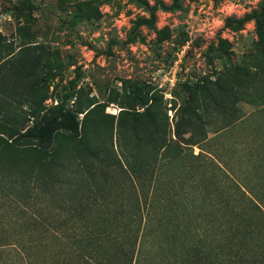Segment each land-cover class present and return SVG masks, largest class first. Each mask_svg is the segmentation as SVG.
<instances>
[{"label": "rangeland", "instance_id": "1", "mask_svg": "<svg viewBox=\"0 0 264 264\" xmlns=\"http://www.w3.org/2000/svg\"><path fill=\"white\" fill-rule=\"evenodd\" d=\"M12 57L37 61L44 106L73 81L75 106L84 110L78 136H56L53 163L39 174L46 188L24 197L23 216L63 219L65 212L46 211L69 206L73 218H104V201L135 200V175L149 194L159 182L169 193L250 184L257 168L264 171V0H0V59ZM200 79L204 88L192 106L206 139L171 144L157 165L154 129L166 121L173 138L187 87ZM133 94H147L148 106H131ZM28 110L18 107L10 118L29 124ZM208 152L225 163H218L221 171ZM127 162L133 170L124 169Z\"/></svg>", "mask_w": 264, "mask_h": 264}, {"label": "trees", "instance_id": "2", "mask_svg": "<svg viewBox=\"0 0 264 264\" xmlns=\"http://www.w3.org/2000/svg\"><path fill=\"white\" fill-rule=\"evenodd\" d=\"M153 11L154 6L151 18ZM43 74L36 60L26 64L17 57L0 59V264H264V171L259 168L250 184L201 188L194 183L170 193L161 190L159 182L148 194L135 175L138 197L126 204L104 201V218L95 220L73 218L69 206L46 211L65 212L63 219L23 216L29 206L24 197L46 188L39 174L45 164L53 163L56 136L60 132L78 136V115L84 112L75 106L73 81L54 105L44 106L48 96L41 91ZM210 82L222 88L217 79ZM203 83L200 79L187 87L185 114L176 121L173 138L166 121L155 127L157 165L171 144L193 146L206 139L198 107L192 106ZM132 96L131 106H148L147 94ZM24 105L29 108V124L10 118ZM149 124L153 125L152 118ZM230 125L231 121L219 131ZM204 151L200 148L198 154ZM208 153L221 171L219 155ZM259 160L264 165V154ZM124 169L131 170L132 165L127 162Z\"/></svg>", "mask_w": 264, "mask_h": 264}, {"label": "built area", "instance_id": "3", "mask_svg": "<svg viewBox=\"0 0 264 264\" xmlns=\"http://www.w3.org/2000/svg\"><path fill=\"white\" fill-rule=\"evenodd\" d=\"M176 71H177V63L175 62L169 69L168 71V75H169V81L170 82H173L174 79H175V74H176Z\"/></svg>", "mask_w": 264, "mask_h": 264}]
</instances>
